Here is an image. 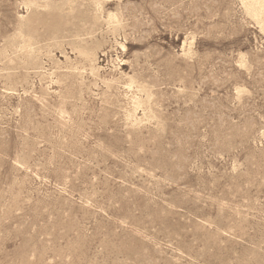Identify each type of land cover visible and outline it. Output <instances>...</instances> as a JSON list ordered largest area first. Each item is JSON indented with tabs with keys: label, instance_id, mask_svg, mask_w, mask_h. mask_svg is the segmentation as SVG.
I'll list each match as a JSON object with an SVG mask.
<instances>
[{
	"label": "rangeland",
	"instance_id": "rangeland-1",
	"mask_svg": "<svg viewBox=\"0 0 264 264\" xmlns=\"http://www.w3.org/2000/svg\"><path fill=\"white\" fill-rule=\"evenodd\" d=\"M243 2L0 0V264H264Z\"/></svg>",
	"mask_w": 264,
	"mask_h": 264
},
{
	"label": "bare ground",
	"instance_id": "bare-ground-1",
	"mask_svg": "<svg viewBox=\"0 0 264 264\" xmlns=\"http://www.w3.org/2000/svg\"><path fill=\"white\" fill-rule=\"evenodd\" d=\"M94 1V0H93ZM102 1V0H101ZM242 1V0H241ZM72 2V1H71ZM56 3H58V2H56ZM61 3V2H60ZM244 4H245V8L247 9V12H248V14L250 13L251 15H253L257 20H260V21H262L263 20V15H264V0H244V2H243ZM41 4V3H40ZM98 4H100V3H98ZM29 5V4H28ZM50 5V4H49ZM93 5V4H92ZM45 7H47L46 6V4H45ZM30 8V7H29ZM27 9H28V7H27ZM30 10V9H29ZM39 11V10H38ZM37 13V12H36ZM35 14V13H34ZM113 14V13H112ZM247 14V13H246ZM33 15V14H32ZM36 15V14H35ZM34 15V16H35ZM38 15V14H37ZM39 15H41V14H39ZM116 15V14H115ZM19 17H21V16H19ZM32 17V16H31ZM19 19V18H18ZM26 19V18H25ZM28 19H26V21H27ZM33 21V20H32ZM256 21V20H255ZM21 22V21H20ZM23 23V22H22ZM16 26H18V25H16ZM263 28H264V25H263ZM261 30H262V28H261ZM18 32V31H17ZM17 35H19V34H17ZM9 36V35H8ZM6 38V37H5ZM16 39V38H15ZM9 40V39H8ZM7 40V41H8ZM17 40V39H16ZM18 41V40H17ZM15 42V41H14ZM16 43V42H15ZM10 44V43H9ZM33 47V46H32ZM10 52V51H9ZM84 54H85V56H86V58H88V59H92L93 57H94V54H92V53H90L89 51H84ZM183 55V54H182ZM185 55H187L186 53H185ZM7 56V55H6ZM8 57V56H7ZM23 58V57H22ZM80 58V57H79ZM184 60V59H183ZM77 61V60H76ZM70 62V61H69ZM240 62V61H239ZM72 63V62H71ZM73 67V66H72ZM86 67V66H85ZM84 69V68H83ZM65 70V69H64ZM69 70H70V68H69ZM78 70V69H77ZM121 70V69H120ZM11 71V70H10ZM119 71V70H118ZM53 72V71H52ZM178 72V71H177ZM176 72V73H177ZM89 73V72H88ZM52 74V73H51ZM124 74V73H123ZM150 74V73H149ZM79 76V75H78ZM144 76V75H143ZM153 76V75H152ZM56 77V76H55ZM116 77V76H115ZM124 77V76H123ZM123 77H121V78H123ZM99 78V77H98ZM114 78V77H113ZM74 79V78H73ZM111 80H112V78H110ZM159 79V78H158ZM84 80V79H83ZM106 80V79H105ZM121 80H123V79H121ZM126 80V79H125ZM15 81V80H14ZM114 81V80H113ZM120 81V80H119ZM134 81H136V80H134ZM136 82H138V81H136ZM16 83V82H15ZM62 83V82H61ZM110 83H111V81H110ZM114 83V82H113ZM112 83V84H113ZM115 83H117V82H115ZM146 84H149L148 82H145ZM151 83V82H150ZM111 84V85H112ZM122 84V83H121ZM158 84V83H157ZM151 85V84H150ZM135 86V85H134ZM112 87V89H114L113 88V86H111ZM83 88V87H82ZM48 89V88H47ZM109 89V88H108ZM107 89V90H108ZM111 89V88H110ZM149 89H150V87H149ZM117 91H118V89H117ZM64 92V91H63ZM108 92V91H107ZM110 92V91H109ZM115 92V91H114ZM120 92V91H119ZM105 93H106V91H105ZM111 93V92H110ZM117 93V92H116ZM64 94V93H63ZM85 94V93H84ZM108 94V93H107ZM115 94V93H114ZM113 94V95H114ZM120 94V93H119ZM152 94V93H151ZM144 95V94H143ZM146 95V94H145ZM154 95V94H153ZM110 96V95H109ZM108 96V97H109ZM17 97V96H16ZM35 97V96H34ZM103 97V96H102ZM130 97V96H129ZM145 97V96H144ZM41 98H42V96H41ZM79 98V97H78ZM118 98H119V96H118ZM101 99V98H100ZM149 99V98H148ZM152 99V98H151ZM36 100H38V99H36ZM40 100V99H39ZM38 100V101H39ZM75 100H77V99H75ZM135 100V99H134ZM107 101V100H106ZM105 101V102H106ZM113 101V100H112ZM139 101V100H138ZM146 101V100H145ZM41 102V101H40ZM131 103V102H130ZM144 103V102H143ZM147 104H148V102H146ZM151 103H152V101H151ZM150 103V104H151ZM106 104V103H105ZM138 104V103H137ZM141 104V103H140ZM42 105V104H41ZM145 105V104H144ZM142 106V105H141ZM71 107V106H70ZM151 106H149V108H150ZM44 108V107H43ZM96 109V108H95ZM152 109V108H151ZM109 110V109H108ZM98 111V110H97ZM105 112V111H104ZM108 112V111H107ZM63 113V112H62ZM133 113V112H132ZM48 114V113H47ZM52 114V113H51ZM64 114V113H63ZM103 114V113H102ZM110 114V113H109ZM64 115H66V114H64ZM130 115V114H129ZM65 117V116H64ZM55 118V117H54ZM62 118V117H61ZM65 118H67V117H65ZM81 118V117H80ZM98 119V118H97ZM97 119H95V120H97ZM127 119V118H126ZM132 119V118H131ZM191 119V118H190ZM59 120V119H58ZM71 120V119H70ZM80 120V119H79ZM81 121V120H80ZM98 121V120H97ZM75 122V121H74ZM102 122V121H101ZM108 122V121H107ZM64 123H65V121H64ZM63 124V123H62ZM39 125V124H38ZM60 125H61V123H60ZM64 125V124H63ZM66 125V124H65ZM40 126V125H39ZM75 126V125H74ZM135 126V125H134ZM61 127V126H60ZM59 128V127H58ZM74 128V127H73ZM26 129V128H25ZM28 129V128H27ZM79 129V128H78ZM44 130V129H43ZM23 132H25V131H23ZM79 132H80V130H79ZM42 134H43V132H42ZM75 134V133H74ZM83 134V133H82ZM45 137V136H44ZM228 138V137H227ZM75 139V138H74ZM76 141H77V138H76ZM75 147V146H74ZM78 148H80V147H78ZM78 148H75V149H77L78 150ZM110 148V147H109ZM81 149V148H80ZM105 149V148H104ZM76 151V150H75ZM80 151V150H79ZM71 152V151H70ZM174 157V156H173ZM68 158V157H67ZM51 159V158H50ZM70 159H72V158H70ZM48 161V160H47ZM23 164H25L24 162H23ZM14 165V164H13ZM23 168V167H22ZM27 171V170H26ZM65 195V194H64ZM64 201V200H63ZM69 201V200H68ZM36 203V202H35ZM64 203V202H63ZM39 204V203H38ZM44 205V204H43ZM38 208V207H37ZM42 209V208H41ZM37 210V209H36ZM35 215L37 216V213H36V211H35ZM50 217V216H49ZM65 220V219H64ZM66 221V220H65ZM73 222V221H72ZM71 222V223H72ZM58 223V222H57ZM59 226V225H58ZM63 230V229H62ZM72 231V230H71ZM24 234V233H23ZM22 234V235H23ZM56 235V234H55ZM29 238V237H28ZM24 242V241H23ZM33 250V249H32ZM31 250V251H32ZM30 252V251H29ZM37 253V252H36ZM29 254V253H28ZM30 257V256H29ZM23 258V257H22ZM39 259V258H38ZM53 259V258H52ZM59 260V259H58ZM63 264V263H62Z\"/></svg>",
	"mask_w": 264,
	"mask_h": 264
}]
</instances>
